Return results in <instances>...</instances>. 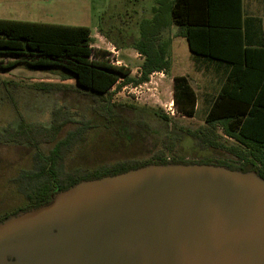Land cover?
<instances>
[{"label": "trees", "instance_id": "obj_1", "mask_svg": "<svg viewBox=\"0 0 264 264\" xmlns=\"http://www.w3.org/2000/svg\"><path fill=\"white\" fill-rule=\"evenodd\" d=\"M153 14L151 20L140 24V37L126 45L144 58L138 78H132L130 70L124 66L94 58L101 50L92 46V31L86 26L0 19V55L18 57L7 66L2 64L1 68L25 64L34 69L63 71L68 79L75 81L77 91L93 98V111L101 120L102 128L126 145L134 143V138L128 127L123 126V116L118 113V108H136L112 103L110 91L120 81L123 86L139 85L148 82L154 73L170 71L171 42L163 39L164 31L177 27L193 54L227 68L226 80L206 115L207 126L191 132L173 124L164 134L160 148L146 159L126 158L90 169L64 170L62 164L73 145L85 141V133L95 126L83 123V127L57 141L49 154L44 155L39 146L53 143L65 124L58 113H54L50 126L25 124L0 131V145L18 144L35 149L33 170L22 172L18 180L27 203L1 217L0 221L45 205L54 194L81 181L115 176L149 164L224 166L242 172L255 171L264 179V44L253 46L246 43L243 0H159ZM102 35L118 46L107 33L103 31ZM173 81L175 103L181 115L195 116L198 97L188 77L174 76ZM157 116L164 121L168 131L172 119L166 115ZM138 124L149 129L142 120ZM218 127L224 137L235 143L226 146L223 136L217 132ZM186 135L201 149L226 151L231 160L206 158L191 161L178 157L177 143Z\"/></svg>", "mask_w": 264, "mask_h": 264}, {"label": "water", "instance_id": "obj_2", "mask_svg": "<svg viewBox=\"0 0 264 264\" xmlns=\"http://www.w3.org/2000/svg\"><path fill=\"white\" fill-rule=\"evenodd\" d=\"M0 264H264V179L149 164L0 221Z\"/></svg>", "mask_w": 264, "mask_h": 264}, {"label": "rangeland", "instance_id": "obj_3", "mask_svg": "<svg viewBox=\"0 0 264 264\" xmlns=\"http://www.w3.org/2000/svg\"><path fill=\"white\" fill-rule=\"evenodd\" d=\"M159 0H0V19L31 21L39 23L86 26L91 29L93 44L101 50L94 58H104L117 66L130 70L132 78L140 76L144 58L133 48L126 46L140 37V24L151 20L153 8ZM107 33L118 46L102 35ZM163 39L170 40L171 69L168 73H154L148 82L135 85L112 87V103L133 106L118 108L124 124L134 138L126 145L114 134L102 128V122L93 111L91 96L77 91L73 79L58 69H34L19 64L2 69L18 57L0 55V131L21 125L50 126L54 113L63 118L65 124L56 140L41 144L39 151L49 154L57 141L70 132L92 123L95 128L85 133L86 140L73 145L62 168L90 169L106 162L126 158H149L161 146L165 133L174 125L194 132L206 127V115L213 98L224 81L221 70L205 66L204 59L193 54L188 42L173 26L163 33ZM103 52H106L104 54ZM188 76L191 86L197 92L198 108L193 117L183 116L175 103L173 77ZM57 85L55 88L49 86ZM50 88V89H49ZM166 115L172 119L168 131L164 121L157 116ZM146 122L149 129H143L138 121ZM122 127V125H121ZM223 143L230 146L235 142L224 137L221 127L217 128ZM115 133V132H114ZM178 157L185 160L211 158L230 161L224 150L201 149L190 136H184L177 143ZM35 149L25 145H0V218L22 208L27 200L18 182L22 172L34 168Z\"/></svg>", "mask_w": 264, "mask_h": 264}, {"label": "crops", "instance_id": "obj_4", "mask_svg": "<svg viewBox=\"0 0 264 264\" xmlns=\"http://www.w3.org/2000/svg\"><path fill=\"white\" fill-rule=\"evenodd\" d=\"M243 14L246 21V27H245L246 43L248 45H253V46L264 44V0H243ZM201 64L209 67H214V69L217 71L221 70L224 78L222 84L225 82L227 76L226 75L227 68L222 67L218 64L209 63L206 60H204V63ZM178 76H185V75H178ZM197 108H198V104H197Z\"/></svg>", "mask_w": 264, "mask_h": 264}]
</instances>
